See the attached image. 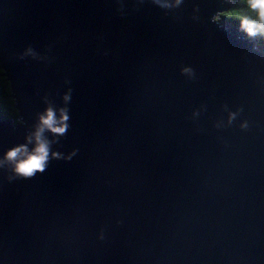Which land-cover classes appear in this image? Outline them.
Returning <instances> with one entry per match:
<instances>
[{
  "label": "water",
  "instance_id": "obj_1",
  "mask_svg": "<svg viewBox=\"0 0 264 264\" xmlns=\"http://www.w3.org/2000/svg\"><path fill=\"white\" fill-rule=\"evenodd\" d=\"M229 6L0 0V264H264V44Z\"/></svg>",
  "mask_w": 264,
  "mask_h": 264
},
{
  "label": "clouds",
  "instance_id": "obj_2",
  "mask_svg": "<svg viewBox=\"0 0 264 264\" xmlns=\"http://www.w3.org/2000/svg\"><path fill=\"white\" fill-rule=\"evenodd\" d=\"M250 8L257 11L260 20V28L264 29V0H246ZM244 26L249 34H254V26L249 21H244ZM67 116L61 112L59 123L57 117L51 109H47L40 117V123L53 133L63 134L66 130ZM42 130V129H41ZM53 156L58 155L52 153ZM6 159L15 161L14 170L23 176H32L37 171H43L49 158L47 142L40 138L39 132L36 136V145L28 151L24 145H19L9 149L5 153Z\"/></svg>",
  "mask_w": 264,
  "mask_h": 264
},
{
  "label": "trees",
  "instance_id": "obj_3",
  "mask_svg": "<svg viewBox=\"0 0 264 264\" xmlns=\"http://www.w3.org/2000/svg\"><path fill=\"white\" fill-rule=\"evenodd\" d=\"M230 6L221 13L222 17L243 32L247 37L258 40L264 44V29L260 28L259 15L256 10L250 8L246 0H228ZM237 10V14L226 15L225 13ZM244 21H249L254 26V34H249L244 26ZM0 114L4 118H15L17 111L14 107V99L10 96V85L0 68Z\"/></svg>",
  "mask_w": 264,
  "mask_h": 264
},
{
  "label": "snow or ice",
  "instance_id": "obj_4",
  "mask_svg": "<svg viewBox=\"0 0 264 264\" xmlns=\"http://www.w3.org/2000/svg\"><path fill=\"white\" fill-rule=\"evenodd\" d=\"M226 15H233V14H237V10H232V11H229L227 13H225Z\"/></svg>",
  "mask_w": 264,
  "mask_h": 264
}]
</instances>
